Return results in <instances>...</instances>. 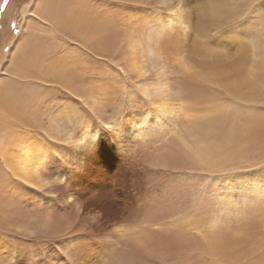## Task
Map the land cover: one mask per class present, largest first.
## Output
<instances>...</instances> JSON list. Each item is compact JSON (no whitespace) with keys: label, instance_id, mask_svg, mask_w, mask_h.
Masks as SVG:
<instances>
[{"label":"bare ground","instance_id":"6f19581e","mask_svg":"<svg viewBox=\"0 0 264 264\" xmlns=\"http://www.w3.org/2000/svg\"><path fill=\"white\" fill-rule=\"evenodd\" d=\"M153 2L166 5L179 17L175 27H170L174 44L171 53L163 52L157 43L131 36H121L122 42L117 43L100 41L95 34L81 30L73 9L69 8L65 18L60 19L59 13L42 9L38 0L36 9L40 13L34 12L48 23L41 31L63 32L70 40L93 43L97 54L109 60L123 50L120 60L112 63L124 68L134 80H147L139 85L144 97L153 102L174 99L160 105L163 111L157 120L154 118L152 128L127 124L123 135L116 139L101 130L97 153L88 158L83 173L74 172L53 153L47 156V168L38 170L11 149L47 148L41 137L52 136L51 121L45 112L37 113L33 108L28 90L17 94L16 85L0 81V170L10 169L30 185H48L62 205L76 200L71 208H64L54 198L9 179L12 195L23 204L0 203V229L17 230L22 240L31 241L21 248L27 245L41 254L31 250L25 255L19 247L12 251L10 243L15 241L5 238L0 240V264L11 254V264H30V260L31 264H65L61 250H72L86 264H101L112 254L109 244L122 251L139 249L148 254L151 264H264V211H260L264 206H258L253 215L249 201L231 194L234 189H245L251 195L264 187V168L212 178L209 205H203L200 196L211 176L160 186L165 170L212 174L244 168L264 157V113L258 111L264 105V36L257 29L241 54L227 45L244 33V25L218 38L215 44L205 38L216 32L220 18L233 12L218 0H196L199 7L195 18L186 0ZM28 4L22 7L23 16ZM102 14L114 22L172 25L167 14L117 2L104 8ZM21 27V31L26 30ZM28 28L33 32L30 21ZM0 55L2 59L5 54L1 51ZM75 59L85 67L100 70L94 60L82 54ZM10 66L15 68L13 77L37 81L46 77L45 84L54 81L59 90L50 88L42 101L59 103L66 116L89 122L95 129V122L75 99L85 100L86 86L71 79L61 82L43 61L33 63L26 37L14 49ZM124 100L129 115L140 110L137 95L120 98ZM63 158L73 164L83 161L71 150H66ZM129 160L135 162V172ZM43 172L51 173L52 181L67 180L66 187L71 191L51 183ZM202 207L208 210L201 211ZM100 229L103 231L98 239L106 243L91 237ZM69 230L77 234L44 243L53 233ZM33 233L35 236L30 235Z\"/></svg>","mask_w":264,"mask_h":264},{"label":"snow or ice","instance_id":"6c2138e0","mask_svg":"<svg viewBox=\"0 0 264 264\" xmlns=\"http://www.w3.org/2000/svg\"><path fill=\"white\" fill-rule=\"evenodd\" d=\"M113 2L149 10H157L162 14H167V17L172 21V25L169 26V24H166L160 26L149 23L141 26L128 21L114 22L102 14V10L110 7ZM37 3L38 0H30L26 14L21 21L26 30L17 31L13 41L4 48L5 55L0 59V81L10 82L16 85L17 91L28 90L33 108L37 113L41 111L45 112L48 120L51 121L52 136L45 134V136L41 137L44 143L48 145L47 148L37 149L35 146H32L28 150L22 146L21 148H13L11 150L16 151L22 160L26 159L30 164L35 165L38 170L47 168V156L49 153H53L62 162L72 167L74 172L83 173L86 170L88 158L95 156L97 153L101 130L109 134L113 139H116L123 135L127 124H141L144 129L152 128L155 126L153 122L154 118L157 120V116L163 111L160 105L171 102L174 97H169L167 101L162 100L159 102H153L150 98L144 97L140 92L139 85L146 83L147 80H134L130 73L124 71V68L112 63V60H120L123 50H118L112 59L109 60L107 56L97 54L93 43L86 44L84 41L77 42L76 39L70 40L63 32L41 31L33 33L28 28L29 20L41 23L44 28L48 27L47 20L41 21L40 16L33 11V9L37 8ZM218 3L222 7L232 9L233 12L219 19L216 32L212 34L211 38L205 37L210 43L215 44L218 38L228 35L232 29L244 25V33L234 37L227 45L230 49L235 48L242 54L247 48L248 40L255 36L257 29L264 36V0H218ZM39 4L42 9H46L50 13H59L60 19L65 18L69 8L73 9V14L79 18L78 23L81 30H86L89 34H95L100 41L117 43L122 42L119 41L121 36L125 39L131 36L132 38L149 43H157L165 53L174 51L170 27H175L179 17L175 11H169L167 6L162 3H156L153 0H39ZM186 5L192 11L193 18H195L199 4L196 0H186ZM4 7V4H0V9ZM3 27V20L0 19V28ZM11 27L15 29L14 22L11 24ZM22 37H26L31 46L33 63L43 61L50 67L55 76L61 78V82L65 79H71L80 85L86 86L87 93L85 100H80L78 97L75 99L87 115L91 117L92 121L95 122V129H93L89 122L82 121L71 114L66 116L61 111L59 103L49 105L46 101H42V97L50 88L59 90L58 85L54 86V81L45 84L43 83V79L46 77H42L41 80L37 81L31 78L21 79L20 76H12V72L15 71V68L10 66L12 54L17 44L21 42ZM81 54L94 60L99 65L100 70L96 71L92 68L85 67L83 62L78 63L75 58ZM64 93L68 94L66 90H64ZM130 94H135L139 97L138 107L140 110L132 112L129 115L127 100L121 102L120 98L128 97ZM68 95L71 96V94ZM92 97L95 98V101L91 99ZM258 111L264 113V105H261ZM139 130L137 129V131ZM53 136H56L57 139L53 140ZM28 139H31V137L29 136ZM53 149L56 151H53ZM66 150H71L73 153L83 157V161L73 164L68 159H64L63 154ZM129 167L135 172L134 161L129 160ZM254 168H264V157L258 163L251 162L244 168H231L212 174L196 172L195 170L190 173L187 170H165L164 179L160 186L163 187L166 183L182 184L186 180L198 181L205 179L206 176H211V179L200 196L202 204L209 205L211 203L209 196L211 195L212 178L232 176L237 172ZM42 174L48 175L51 183H57L61 187H65L66 192L71 191L70 187H66L68 184L67 180L52 181L51 177L53 175L51 173L43 172ZM9 179L27 185L36 192L54 198L60 203V197L48 185H42L40 187L30 185L27 180H21L19 176H15L10 169L0 170V203L23 204V201L17 200L12 195L8 187ZM247 192L248 190L245 189H234L231 194L236 196L242 195L243 198L249 201V211L255 215L257 207L264 206V187L255 190L251 195H248ZM83 195H87V192H84ZM75 203L76 200L73 199L71 203L60 204L64 208H71ZM85 207H87V204H85ZM184 207L188 206L184 205ZM188 210L192 211L191 208ZM206 210L208 209L201 208V211ZM260 211H264V208H261ZM102 231V229L98 230L91 237L99 240L101 243H106L98 239ZM74 234L77 233H73L71 230L53 233L51 238L44 241V243L59 241ZM21 235L17 230L9 228L0 229V240L6 238L15 241L16 246L19 248L24 243H31V241L22 240ZM30 235L35 236V233ZM109 246L112 254L101 261V264H105V262L106 264H151L148 254L139 249L122 251L118 248H113L110 244ZM24 251L29 255L31 254L28 250ZM61 252L65 257V264H86L72 250H61ZM2 264H7V262H2Z\"/></svg>","mask_w":264,"mask_h":264},{"label":"rangeland","instance_id":"374dc122","mask_svg":"<svg viewBox=\"0 0 264 264\" xmlns=\"http://www.w3.org/2000/svg\"><path fill=\"white\" fill-rule=\"evenodd\" d=\"M29 2H30V0H7V2H5V0H0V4H4L5 5V7L3 9H0V19H2L3 23H4V27L0 28V38H1L0 39V42H1L0 43V52L2 51L4 53V48L6 46H8L10 44V42L13 41L16 32L22 30L21 26H23V25H22L21 21H22V18H23V14L21 13V11H22L23 5L25 3H29ZM33 11H34V9H33ZM35 11L40 13V9H35ZM29 21L32 22V24H33V33L41 32V29L43 30L44 27H43V25L41 23H37V22H35L33 20H29ZM13 22L15 23V26H16L15 29H13L11 27V24ZM2 39H4L3 42H2ZM0 59H1V57H0ZM13 85L14 84H11V86H13ZM16 89H17V87H16ZM17 94H21L22 95L23 91H17ZM22 191L23 192L27 191V188L22 189ZM255 218H257V217H255ZM207 219H209V218H207ZM248 224L252 226V222H249ZM25 241H27V240H25ZM24 244H26V243H24ZM11 245H12V248L10 249V247H9L10 250L14 249L13 247H17L15 243H13V244L10 243V246ZM36 245L37 244H34L33 246L35 247ZM25 247L26 248H24V250H28V251L38 250V249H35V248L28 249L27 245ZM12 251H15V250H12ZM12 251H11V253H12ZM34 253H36L38 255L41 254L40 250L35 251ZM24 254L27 255V253H24ZM11 255L13 256V254H11ZM12 256L7 257L6 261L2 260L1 262H7V264H11L14 261V260H12Z\"/></svg>","mask_w":264,"mask_h":264}]
</instances>
